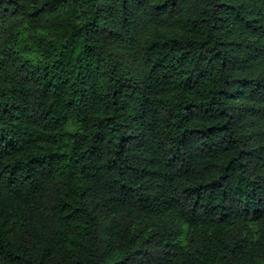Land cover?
Segmentation results:
<instances>
[{
    "label": "trees",
    "instance_id": "obj_1",
    "mask_svg": "<svg viewBox=\"0 0 264 264\" xmlns=\"http://www.w3.org/2000/svg\"><path fill=\"white\" fill-rule=\"evenodd\" d=\"M0 264H264V0H0Z\"/></svg>",
    "mask_w": 264,
    "mask_h": 264
},
{
    "label": "rangeland",
    "instance_id": "obj_2",
    "mask_svg": "<svg viewBox=\"0 0 264 264\" xmlns=\"http://www.w3.org/2000/svg\"><path fill=\"white\" fill-rule=\"evenodd\" d=\"M33 58V56H31ZM34 59V58H33Z\"/></svg>",
    "mask_w": 264,
    "mask_h": 264
}]
</instances>
